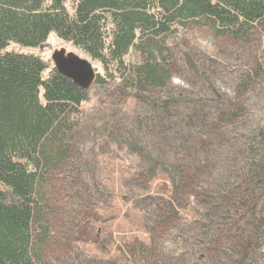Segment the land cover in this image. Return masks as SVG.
I'll list each match as a JSON object with an SVG mask.
<instances>
[{
    "label": "trees",
    "instance_id": "obj_1",
    "mask_svg": "<svg viewBox=\"0 0 264 264\" xmlns=\"http://www.w3.org/2000/svg\"><path fill=\"white\" fill-rule=\"evenodd\" d=\"M191 29H207L237 50L259 46L264 41V0H0V184L4 187L0 189V264H62L61 257L69 254L68 244L56 233L57 227H64L60 217L66 221L68 215L61 176L73 169L81 106L90 98L89 89L63 77L51 61L6 49L11 44L43 48L54 34L101 64L95 84L104 87L119 81V91L127 98L156 96L165 102L158 92L177 76L180 64L170 40ZM131 52L139 55L137 62L127 59ZM255 59L233 87L238 101L233 110L219 112L216 129L222 132L228 126L225 139L230 124L249 112L245 97L257 96L258 84L264 82V55ZM183 63L190 71L196 68L199 75L198 66L187 59ZM253 135L257 137L249 142L260 152L246 159L249 168L243 172L254 184L243 186L242 194L238 190L237 200L231 202L237 204L235 211H228L227 194L218 202L212 192L204 194L209 211L253 219V225L245 221L240 233L246 245L241 247V241L235 239L232 247L238 245L237 255L230 257V264H247L249 242L264 231V213L249 193L258 195L262 190L258 198L264 197V129ZM247 141L243 136L238 156L245 154L242 148ZM253 158L258 159H254L256 163ZM138 159L141 161L140 156ZM192 163L183 173L168 175L174 194L156 203L150 243L127 244L119 264L124 260L125 264L157 263L156 240L170 224L177 223L181 209L193 196L200 200L203 196L198 192L205 188V169L198 161ZM152 165L150 162L147 168ZM222 199L226 200L220 202ZM79 213L82 219L88 215L83 210ZM225 227L224 222L222 229ZM80 230L84 235L82 227ZM191 236L199 246L197 236ZM220 241L217 250L201 241V251L209 259L217 258L222 251ZM95 260L93 264H108Z\"/></svg>",
    "mask_w": 264,
    "mask_h": 264
},
{
    "label": "rangeland",
    "instance_id": "obj_2",
    "mask_svg": "<svg viewBox=\"0 0 264 264\" xmlns=\"http://www.w3.org/2000/svg\"><path fill=\"white\" fill-rule=\"evenodd\" d=\"M170 43L180 64L177 76L158 92L167 101L160 102L156 96L127 98L123 90L119 91V81L104 87L94 83L89 89L90 98L81 106V123L76 130L73 169L61 176L68 215L64 217L66 221L60 217L64 227H57L56 233L71 249L61 257L65 264H93L95 259L99 263L119 264L127 244H149L156 203L174 194L168 175L173 171L183 173L193 161L205 169V188L198 192L203 196L201 200L193 196L181 209L177 223L170 224L162 238L156 240V264H230V257L237 255L238 245L232 247L235 239L241 241V247L246 245L240 233L245 230V221L253 225V219L239 220L231 218V213L209 211V200L204 199V194L212 192L215 202L227 194L228 211L233 213L237 204L234 208L231 202L237 200L238 190L242 194L243 186L254 184L248 182L243 171L249 168L246 159L251 160L260 152L249 141L257 137L255 132L264 129V82L258 84L257 96L245 97L249 112L230 124L226 139L223 133L228 126H223L221 132L216 124L219 112L232 111L238 102L233 87L241 79L240 73L264 55V41L259 46L237 50L226 40L214 38L207 29H191L180 32ZM58 48L87 57L96 72H102L99 62L54 34L43 48L11 44L6 51L35 54L52 63L51 54ZM127 59L137 62L139 55L131 52ZM186 59L198 66L199 75L194 67L192 71L184 68ZM243 136L248 140L242 148L245 154L238 156ZM150 162L153 165L148 169ZM249 193L263 214L264 197L258 198L262 190L258 195L251 190ZM182 196H186L183 191ZM80 210L88 214L84 219ZM224 222L226 227L222 229ZM191 235L197 236L199 246L191 241ZM258 236L249 242L247 264L264 262V231ZM203 240L215 250L220 249L217 241L221 240L222 251L217 258L209 259L201 251Z\"/></svg>",
    "mask_w": 264,
    "mask_h": 264
},
{
    "label": "water",
    "instance_id": "obj_3",
    "mask_svg": "<svg viewBox=\"0 0 264 264\" xmlns=\"http://www.w3.org/2000/svg\"><path fill=\"white\" fill-rule=\"evenodd\" d=\"M54 68L66 79L83 89H90L94 84L97 72L87 57L68 51L65 48L55 49L51 54Z\"/></svg>",
    "mask_w": 264,
    "mask_h": 264
}]
</instances>
